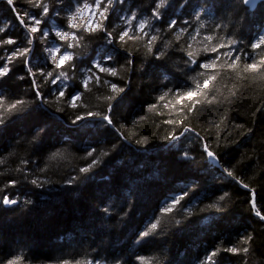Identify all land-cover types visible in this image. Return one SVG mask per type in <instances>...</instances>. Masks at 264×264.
<instances>
[{
  "label": "trees",
  "instance_id": "trees-1",
  "mask_svg": "<svg viewBox=\"0 0 264 264\" xmlns=\"http://www.w3.org/2000/svg\"><path fill=\"white\" fill-rule=\"evenodd\" d=\"M154 2L115 3L107 13L105 26L115 37L131 14L138 19L150 18ZM77 3L79 0H63L56 5L60 15L54 22L63 24ZM14 6L15 12L6 0H0V41L12 38L17 42L0 47V55L5 57L17 46H26V31L16 12L23 16L25 12L40 11L29 0H14ZM244 7L240 0H169V6L161 10L166 13L164 20L156 22L165 29L155 45L166 51L164 59H154L145 41L117 45L114 65L124 64L129 55L133 63L121 73L123 79H108L124 87L125 92L108 102L96 98L108 94L106 90L94 88L84 96L88 108L78 109L80 114L103 112L111 103L115 128L81 126L91 121L72 123L76 113L63 100L43 104L37 110L40 101L32 103L35 94L23 58L9 65L12 71L0 80V95L8 100L22 98L31 106L24 113L26 118L5 114V124L0 126V198L7 195L32 203L0 205V264L10 260L21 264H140L138 257L152 259L153 264H203L216 248L221 251L214 257L215 264H264V221L255 216L251 207L254 191L257 207L264 214V79L243 72L246 60L241 56L235 71L221 69L215 82L218 102L198 106L184 120V126L199 133L219 157V167L206 157L200 138L193 133L182 136L174 146L166 139L181 131V127L165 123L175 118L174 112L148 110L162 93L182 91L190 84L188 76L196 75L186 67L183 49L191 45L190 50L199 54L198 62L215 55L203 52L217 43L214 39L209 44L204 40L207 35L220 41L236 38L240 40L239 47L257 60L260 58L264 47L252 52L248 45L264 34V6L259 5L255 11H245ZM196 14L201 15L207 27L200 28V22L194 19ZM173 19L177 28L169 32L166 22ZM44 20L48 21V17ZM25 23L29 21L25 19ZM180 29L186 31L177 42ZM102 36L100 32L85 34L81 47L69 49L79 55L75 71L69 72L74 79L67 82L66 98L82 90L79 82L84 71L112 48ZM52 38L50 34L43 43L37 39L29 54L38 58L35 63L45 72L50 66L43 63L44 49ZM4 62L0 59V65ZM221 63L231 61L222 57ZM21 75L24 80L18 79ZM44 80L37 73L41 94L54 101L52 90L58 85ZM231 91L236 95L232 96ZM179 118L183 119V115ZM92 149L95 155L84 159ZM185 151L194 159H183ZM56 152H61L62 157L52 159ZM105 152L107 156L102 155ZM95 158L101 163L87 177L79 173L80 167ZM225 168L249 187L227 176ZM73 176L78 179L69 185L67 181ZM33 179L42 181V186L32 184ZM11 181L15 186H10ZM185 189L188 195L181 204L191 207L192 215L181 217L174 212L180 224L158 217L162 219V234L153 243H137L138 233L157 216L162 203ZM225 192L229 197L221 202L222 211L207 207ZM245 235L252 237L247 255L222 250L233 245L242 247L238 242Z\"/></svg>",
  "mask_w": 264,
  "mask_h": 264
},
{
  "label": "snow or ice",
  "instance_id": "snow-or-ice-1",
  "mask_svg": "<svg viewBox=\"0 0 264 264\" xmlns=\"http://www.w3.org/2000/svg\"><path fill=\"white\" fill-rule=\"evenodd\" d=\"M7 4L13 8L15 12L14 0H6ZM124 0H79V3L73 8L71 13L65 17V22L63 24L57 25L54 22V18L59 17L60 12L57 9L56 5L62 4L63 0H48V3L45 0H29V3L33 4L34 7L40 9L38 13L31 14L25 12L22 16L19 12H16V17L19 21L20 26L26 31L25 44L26 46L20 47L17 46L14 48L10 54L0 55V59H3L5 62L0 65V80L9 76V73L12 69L9 67L14 60H19L23 58V63L27 72L28 77L31 79L33 86V91L35 94V99L32 103H35L36 100L40 101V104L36 106L38 110L43 104L56 103L59 104L62 100L66 107L72 109L76 114L72 123L79 124L81 121H91V123H86L81 125L82 127H94L101 128L105 126H112L115 128L114 121L110 115L112 112V105L108 103L105 111H85L84 114H80L78 109L88 108V104L84 101V96L86 93H92L93 89H105L108 94L97 96V100L103 99L105 101H113L120 94L125 92V88L121 87L113 80L108 79L112 77L114 79H123L121 73L125 71L133 61L131 56L125 58V63L119 65L118 67L114 65L116 56L118 53L117 45H124L128 41H145V47L147 52L152 53L154 59L162 60L167 55L166 51L163 48H156L155 45L157 41L160 40V33L164 31V25H157L156 22L163 21L165 12H162V9H166L169 6V0H155L152 10L150 12V18H137L135 14H131L129 17L124 19L125 27L113 37L112 31L105 26V21L108 20L107 13L113 7L115 3H123ZM240 3L245 6L244 10L247 11L248 7H256L257 0H240ZM49 4H53V7H50ZM103 5V7H102ZM71 7V5H69ZM260 6H264V0H260ZM199 7V5H198ZM209 16H211V11H209ZM44 17H48V21L44 20ZM25 19L29 21L28 24L25 23ZM195 21L200 22V28H205L207 25L201 20V15L196 14L194 16ZM135 22V25L133 26ZM167 23V31L171 32L173 29L177 28L176 20H169ZM185 24L189 21H184ZM44 24L45 28L42 29L41 25ZM47 29V30H45ZM0 31H3L0 28ZM185 29H180L179 34L176 35L177 42L182 38V34L185 32ZM103 33L102 39L106 42L107 45H112V48L107 50L106 55L101 59H94L91 65L84 71L83 78L80 80L81 91H74L65 97V92L68 88V81L74 79V77L69 76V72H74L76 68L75 61L78 57V53L74 51H69V49H76L81 47V41L85 40V34L92 36L95 33ZM39 33V37L36 34ZM52 35V39L48 41V45L45 47L44 52L46 53L43 58V63L50 66V70L45 72L42 67H39L35 61L38 59L35 56H30L29 54L33 52L35 41L39 39L41 43L48 39L49 35ZM196 35H199V32H196ZM194 38V37H193ZM217 39V43L211 44V42ZM204 40L208 41L211 44V47H206L203 49V52L208 54H215L209 60L199 61V54L190 50L191 45L188 48L183 49L187 60L185 61L186 67L196 73V75L188 76L190 84L188 87L182 91H172L162 93L157 97V103L149 106V111L158 110V109H169V114L175 113V118L165 120L166 124L179 126L181 131L179 135H176L173 132L170 136L166 137L167 140L172 142L173 146L176 141H179L182 136H185L187 133H193L196 137H199V133H195L194 129L184 126V120L188 116L192 115L197 111V107L202 104H212L218 102L216 100L215 92L217 91L215 82H217L218 77L220 76L221 69L225 71L231 70L235 71L237 66L240 64L241 56L245 57L246 62L243 64V72L256 74L261 79H264V53L260 55V58L257 60L255 56H252L250 52L244 51L240 45V40L232 38L228 41H220L218 38L213 37L212 35H207L204 37ZM17 42L12 38H7L3 41H0V47L3 45H13ZM264 47V34H260L256 41L250 43L248 48L255 52L256 50ZM222 49H227V51L222 52ZM227 57L231 63L225 65L221 63V58ZM67 65V68L65 66ZM36 67L37 71H33V68ZM203 69V71H200ZM44 76L47 82L51 80L52 85H58V87L52 90L55 100L49 101L45 96L40 92L39 85H37L36 76ZM197 77H204L200 80ZM20 80H24L25 76L21 75L18 77ZM231 95L235 96L236 92L231 91ZM31 105L28 101L22 98H15L14 100H8L4 95H0V126L5 124V114L9 117L15 115L18 118L24 119V113L27 111L28 107ZM179 106V107H177ZM62 108H57V111H62ZM163 114V113H158ZM183 115V119L179 117ZM98 121V122H97ZM135 123V121H134ZM200 142L203 144V152L206 157L213 163H219V157L216 153L209 147L208 143L200 138ZM95 155V149L88 151L84 159H88ZM102 155L107 156L108 153L105 152ZM57 157H62L61 152H56L53 154L52 159ZM183 159H194L189 155L187 151L182 153ZM101 163L99 158L91 159L89 163L85 166L79 168V173L87 175L96 168L98 164ZM227 176L232 177L237 183L241 184L242 187L248 188L249 185L239 180L231 169H223ZM78 179L77 176H73L67 183L69 185L73 184ZM32 184L37 186H42V181L38 179H33ZM10 186H15V181L10 182ZM188 195V190L185 189L181 193L173 195L169 200H166L162 203V206L158 209L156 217H153L152 220L148 222L145 228L138 233L137 243L141 241L145 244H150L154 242L155 237L162 234V219L158 217H168L175 220L176 224H180V220L176 219L172 214L175 212L181 217L187 215H192V208L184 206L181 204V201L185 199ZM229 197L227 192L220 195L215 202L209 204L207 207L215 209L216 211H222L221 202L225 201ZM20 203L31 204V201L25 200L23 202L19 201L17 198H9L7 195H4L0 198V205L3 206H14ZM251 207L254 211L255 216L259 218L260 221H264V214L257 207L255 200V192L251 193ZM107 212V209H105ZM252 241L250 235H245L239 240V244L242 247H237L233 245L231 247H224L222 250L227 253L234 255H240L241 253L247 255L249 253V247ZM220 248H216L211 251L208 256L205 258L203 264H215L214 257H216ZM140 264H153L152 259L145 257H138ZM8 264H21L19 260H10ZM68 264V262H66ZM87 264H92V261H88ZM247 264V262H245Z\"/></svg>",
  "mask_w": 264,
  "mask_h": 264
},
{
  "label": "water",
  "instance_id": "water-1",
  "mask_svg": "<svg viewBox=\"0 0 264 264\" xmlns=\"http://www.w3.org/2000/svg\"><path fill=\"white\" fill-rule=\"evenodd\" d=\"M260 5V0H257V6L256 7H251V6H249L248 8L251 10V11H255L257 8H258V6ZM217 167H219V163L218 164H215Z\"/></svg>",
  "mask_w": 264,
  "mask_h": 264
}]
</instances>
